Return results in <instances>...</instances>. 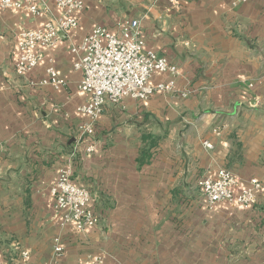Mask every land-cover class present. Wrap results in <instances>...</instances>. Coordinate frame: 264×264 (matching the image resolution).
<instances>
[{"label":"crops","instance_id":"0c3cea01","mask_svg":"<svg viewBox=\"0 0 264 264\" xmlns=\"http://www.w3.org/2000/svg\"><path fill=\"white\" fill-rule=\"evenodd\" d=\"M82 1L78 27L43 50L26 77L12 68L17 32L46 16L0 8V260L10 264L16 241L26 264H264V0ZM127 18L138 19L145 48L178 71L152 75V84L173 79L168 91L106 103L96 148L84 153L77 106L88 95L77 89L71 47L94 26L115 31ZM49 65L64 81L58 87L40 83ZM144 132L160 138L139 165ZM62 167L92 192L98 227L60 224L50 186ZM221 167L237 188L262 182L255 204L206 208L197 181Z\"/></svg>","mask_w":264,"mask_h":264},{"label":"built area","instance_id":"2783aa9c","mask_svg":"<svg viewBox=\"0 0 264 264\" xmlns=\"http://www.w3.org/2000/svg\"><path fill=\"white\" fill-rule=\"evenodd\" d=\"M51 1L60 14L53 17L47 6ZM0 8H16L29 12L33 16H46L43 24L36 28L20 29L12 53V68L16 76L26 77L42 59V52L52 47L60 39L61 33H67L78 27L76 13L83 8L82 0H0ZM139 21L136 18L122 19L117 22L116 30L96 25L85 35L71 51L77 58L73 66L81 72L77 89L86 93L88 98L77 106V111L86 117L79 127L80 143H85L84 153L95 150L93 139L94 126L106 103H118L123 97L145 100L155 90L168 91L173 79L165 83L152 84V75L156 72L177 74V67L166 56L145 48L144 40L139 36ZM48 78L40 83L58 87L64 81L57 77L52 65L46 68ZM28 84L34 85L32 80ZM216 133L219 130L214 129ZM202 144L211 149L213 144L204 140ZM81 151V149H79ZM81 151V152H82ZM69 167L58 170L55 182L50 186L54 208L61 216L62 226L73 223L77 230L98 227L101 215L92 207V192L89 188L74 183ZM197 185L205 198L206 208L212 209L217 202L237 203L244 208L256 203L262 182L251 178L241 188H237L234 173L221 167L214 177L203 176ZM13 251L7 259L10 264H26L28 252L12 242ZM54 253L59 255L62 244L55 239ZM0 264H6L0 260ZM91 264H104L101 257H95Z\"/></svg>","mask_w":264,"mask_h":264},{"label":"trees","instance_id":"16d2710c","mask_svg":"<svg viewBox=\"0 0 264 264\" xmlns=\"http://www.w3.org/2000/svg\"><path fill=\"white\" fill-rule=\"evenodd\" d=\"M160 137L158 135H153L151 133H143L141 139L146 142V144L140 149V154L138 157V164L142 165L148 162L152 156L151 148H154Z\"/></svg>","mask_w":264,"mask_h":264}]
</instances>
